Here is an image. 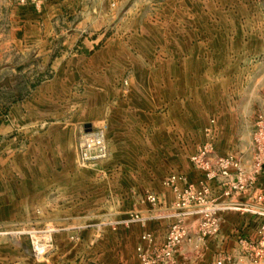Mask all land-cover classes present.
I'll use <instances>...</instances> for the list:
<instances>
[{
  "label": "rangeland",
  "instance_id": "rangeland-1",
  "mask_svg": "<svg viewBox=\"0 0 264 264\" xmlns=\"http://www.w3.org/2000/svg\"><path fill=\"white\" fill-rule=\"evenodd\" d=\"M186 3L0 0V116L85 56L60 114L92 124L0 181V264H264V0H198L187 28Z\"/></svg>",
  "mask_w": 264,
  "mask_h": 264
},
{
  "label": "crops",
  "instance_id": "crops-1",
  "mask_svg": "<svg viewBox=\"0 0 264 264\" xmlns=\"http://www.w3.org/2000/svg\"><path fill=\"white\" fill-rule=\"evenodd\" d=\"M197 1L186 0L182 11L189 12L192 19L181 20L179 22L181 27L187 28L188 25L200 27L203 24L202 19H197L198 12L201 11ZM0 40L3 44L6 40L10 42L6 37ZM86 60L90 58L85 56L74 58L73 61L77 62L74 69L69 65L61 68L58 59L53 61L51 66L53 77L31 86L26 95L8 104L6 117L0 116V181L4 180L5 187L16 186L12 182L14 179H21L19 173L38 171L37 166L45 162L44 157H59L62 149L73 148L77 136L82 133V128L92 125L60 114V88L63 85L65 87L75 85L71 83V76L84 73L86 67L80 63L82 61L86 63ZM9 62L0 57V86L13 74L14 66H9ZM109 125L110 135H116L117 126L113 121H110ZM56 163H59V160H56ZM39 171H42V168Z\"/></svg>",
  "mask_w": 264,
  "mask_h": 264
},
{
  "label": "built area",
  "instance_id": "built-area-1",
  "mask_svg": "<svg viewBox=\"0 0 264 264\" xmlns=\"http://www.w3.org/2000/svg\"><path fill=\"white\" fill-rule=\"evenodd\" d=\"M79 152L81 159L84 162L96 161L107 156L106 137L105 131L92 130L90 133H86L79 143ZM236 182V183H235ZM234 190L242 189L244 185L235 181Z\"/></svg>",
  "mask_w": 264,
  "mask_h": 264
},
{
  "label": "water",
  "instance_id": "water-1",
  "mask_svg": "<svg viewBox=\"0 0 264 264\" xmlns=\"http://www.w3.org/2000/svg\"><path fill=\"white\" fill-rule=\"evenodd\" d=\"M85 128L87 132L91 131V125H87Z\"/></svg>",
  "mask_w": 264,
  "mask_h": 264
}]
</instances>
